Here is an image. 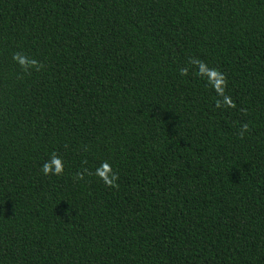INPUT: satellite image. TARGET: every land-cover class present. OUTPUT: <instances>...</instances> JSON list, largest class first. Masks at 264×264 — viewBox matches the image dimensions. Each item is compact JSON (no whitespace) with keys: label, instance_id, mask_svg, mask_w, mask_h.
Returning a JSON list of instances; mask_svg holds the SVG:
<instances>
[{"label":"trees","instance_id":"1","mask_svg":"<svg viewBox=\"0 0 264 264\" xmlns=\"http://www.w3.org/2000/svg\"><path fill=\"white\" fill-rule=\"evenodd\" d=\"M0 264H264V0H0Z\"/></svg>","mask_w":264,"mask_h":264},{"label":"clouds","instance_id":"2","mask_svg":"<svg viewBox=\"0 0 264 264\" xmlns=\"http://www.w3.org/2000/svg\"><path fill=\"white\" fill-rule=\"evenodd\" d=\"M13 60L17 61L21 65V67H25L26 65H31L34 64L35 61L28 60L27 58L19 55V54H14L13 55ZM53 159L56 162V167L55 169H50V165L48 163H45L42 167V171L47 174L50 170L53 171V174H59L62 171V164L60 163L59 159L56 157H53ZM115 177H112V180H114ZM111 182V181H109Z\"/></svg>","mask_w":264,"mask_h":264}]
</instances>
